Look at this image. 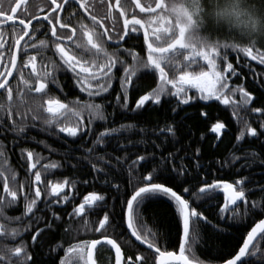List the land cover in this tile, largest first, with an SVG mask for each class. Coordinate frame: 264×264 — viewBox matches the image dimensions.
I'll use <instances>...</instances> for the list:
<instances>
[{"label": "snow or ice", "instance_id": "obj_1", "mask_svg": "<svg viewBox=\"0 0 264 264\" xmlns=\"http://www.w3.org/2000/svg\"><path fill=\"white\" fill-rule=\"evenodd\" d=\"M103 3V0H100ZM132 3V0H131ZM137 9L143 13L141 0H135ZM5 0H0V25H5L7 21H16L21 14L18 10L23 5L22 12L26 18L19 19L18 26L13 24L11 43L6 44L3 29H0V126H4V117L6 116L11 123V131L17 136L30 140L35 137L27 136L29 127H39L40 131L49 135L60 137L61 133L72 138H82L86 133L91 135L93 124L96 121L107 123L109 115L106 113L105 103L96 102L95 98L106 94L112 88L114 79L113 69L117 65L123 66V75L119 77L120 88L123 92V103L119 93L116 96L115 105L121 109L130 110L137 113L143 108L145 102L151 101L159 105L162 98L174 97L177 100L176 107L182 104H188L189 101L201 100L210 101L212 98L220 101L224 105H230L233 109V115H238L240 110L248 111L250 104L253 102L252 93L246 91L242 85L234 87L229 86V77L225 75L228 70H232V75H236L232 63H227L220 59L218 63L208 60L205 65H193L192 71H185L183 67L176 68L175 65L162 66L156 59L155 49L152 43L150 33L144 26L143 20L136 14L129 16V0H115L113 4L108 0L107 11L103 15L96 9L92 0H46L47 11H43V19L29 11L27 0H8V7L5 8ZM82 10V11H81ZM118 12L119 18L123 20V31L119 29L118 18L114 14ZM62 13L67 14L65 19ZM84 14H87L86 18ZM85 19L91 23L85 22ZM76 21L74 24L73 21ZM35 21V24H33ZM105 21L111 22V33L109 27L105 26ZM31 26V28H30ZM41 29L50 31L51 42L48 39H39L37 43L31 40ZM142 41L147 47V60L150 67L146 69H134L128 66L133 64L137 51L134 48H125L120 45L123 51L131 57L129 63L123 55L120 54L119 48H110L109 42L115 41L120 43L125 38L134 39V34L141 32ZM63 32V34H60ZM25 37H28L26 40ZM23 41V43H22ZM46 52L47 49L53 50V57L46 54L41 55L37 48ZM6 48L9 55L6 58ZM251 56L252 60H259L264 64V57L253 55L249 50L244 53ZM140 55V54H139ZM142 56V55H141ZM39 57V63H38ZM229 59V57H228ZM19 61V62H18ZM221 61L226 63V67L221 70ZM203 70H197L200 68ZM61 72L71 73L74 85L81 93L86 94V99L81 100L79 96L68 98L64 92L62 82L59 79ZM171 72V77L169 75ZM15 73V75H14ZM153 73L158 74V82L150 91L145 92L136 100L135 106L129 109V85L133 83V78L141 74L143 78L149 79ZM12 77V79H10ZM64 95L61 99L59 94ZM239 93V99L236 94ZM176 107L172 111L176 112ZM252 113H260L264 116V108L253 107ZM15 117V119H14ZM244 127L240 129L237 135V141H240L247 133L249 136H260L256 127H253L248 120L243 121ZM6 127V126H5ZM136 128V124H120L116 127L103 128L93 140L94 145H106L110 142L114 134L130 132ZM225 124L217 121L212 125V131L220 138L221 130ZM260 129L264 130V120L260 122ZM141 134L139 141L127 140L126 144L119 143L118 150L123 152V156L116 157L114 167L111 159H106L104 154L97 152L94 148L89 147L87 155L77 158L73 156V149L69 148L64 152L65 157L77 159L78 164L81 160L87 161L92 167L93 172L97 173L93 179H99L103 176L101 184L107 186L115 192L114 198H119L122 207V214L126 221L127 230L130 236L141 245H146L147 249L152 250L154 264H213L211 261L201 260L196 254V246L202 244L204 235L202 234L200 223L204 222L211 226L214 233H223L226 231L220 224H213L202 211H198L199 203L202 201H211L214 195L219 191L223 193L224 204L219 207L218 216L221 220H242L249 216L252 211L259 209L264 213V205L259 201L253 200L251 207L246 199L245 181L248 177H240L235 183L227 180H212L208 183L206 180L200 181V186L192 191L193 186H184L183 193L174 190L185 185L189 177L187 171L188 165L184 163V157H179L180 163L177 165L175 160L177 152L167 153L159 161L156 160V153H147L135 155L134 159L129 158L128 146L133 149L139 144H147L148 140L144 136L149 130L146 127L138 129ZM177 129L172 124H167L162 128H153L152 135L157 132L167 139L168 135L176 138ZM203 138V137H202ZM45 147H51L46 141H38ZM155 148L162 147L152 141ZM22 158L26 153L27 171L32 176L28 190H25V184L17 183V173L11 168L0 166V178L3 180V194H0V241H10V243H0V264H31L33 255L28 251L29 244L23 239H19L22 233L30 231L33 222L41 225L45 219L37 213L39 202H43L44 210H47L52 219L43 224V227L37 226L35 232L31 235L32 246L35 247L40 243V237L43 236L46 229L50 230L53 226L52 220L63 222L62 216L53 210V205H63L69 201L71 193L63 194L65 186L72 187L76 182L69 183L66 177L63 181L53 182L46 178V174L52 169L61 167L59 161H52L42 164L45 159L40 153L34 152L29 148L20 150ZM200 149H196L198 154ZM187 155V153H185ZM245 164L250 166L258 158L259 153L253 151L244 153ZM4 156V149L0 147V157ZM251 156L252 161L248 157ZM241 157L235 152L229 154V158L224 161H217L221 168L230 167L240 160ZM70 162V161H69ZM7 164V160L3 161ZM260 163H264L261 160ZM125 165L127 167L125 168ZM152 165L148 171V166ZM171 166V167H169ZM210 167V166H208ZM192 168L197 171V175H204L200 169L205 165L196 160ZM239 170V169H237ZM127 173V185L119 182L112 183L118 175ZM146 173V174H145ZM163 179L164 182H156ZM171 181L173 186H167ZM87 183V181H85ZM43 185V189L41 187ZM264 191V186H260ZM190 196V198H185ZM18 198L24 201V210L21 216L28 218V223L23 227L12 226V221L21 220V216H6L4 209L17 204ZM160 198L166 199L174 208L173 223L164 233L168 237L169 244L175 246V239L172 230L177 231L182 228V235L179 236V251L162 250L160 246V231L153 230L144 223V217L141 209L146 202L156 201ZM238 201L244 202V208L241 210ZM196 204V206H193ZM108 208H115V205H109L106 195L92 191L83 197L79 204L72 207L68 213L70 220L83 219L84 225H90L87 213L98 212ZM227 214V215H226ZM116 213L113 211H104L93 228L89 226L88 231L101 233L99 239L76 240L65 251V258H61L60 264H96L94 251L101 241L114 250V264H149L148 258L142 252H136L135 255H125L121 243L116 238L106 235L109 228L116 229L113 223ZM191 225V228H190ZM72 230V225L68 224L65 231ZM257 233L264 238V219H259L247 233L243 245L235 255L230 258L221 260L219 264H245L242 257L247 255L255 256L260 254L264 258V250L253 244V239ZM19 239V243L16 241ZM123 233L119 235V240L124 241ZM130 242V241H129ZM253 244L251 252L249 245ZM59 246V245H58ZM55 251V248L52 249Z\"/></svg>", "mask_w": 264, "mask_h": 264}, {"label": "trees", "instance_id": "obj_2", "mask_svg": "<svg viewBox=\"0 0 264 264\" xmlns=\"http://www.w3.org/2000/svg\"><path fill=\"white\" fill-rule=\"evenodd\" d=\"M118 14V12H115ZM136 14L138 17H142L144 14L140 13L139 9L133 7L129 12L131 14ZM119 17V14L117 18ZM106 27L111 28V25H106ZM119 29L123 31V25H119ZM134 39H125L120 43L109 42L110 48H119L120 54L130 63L131 57L123 51V48L120 47L121 44L125 48H134L138 54L146 57L147 56V47L143 44L142 41V30L141 32L134 34ZM38 41V40H37ZM34 41L32 43H37ZM11 43V40L8 44ZM6 58L9 55L6 48ZM37 52L41 55H47L48 57H53V50L51 48L47 49L46 52L37 48ZM253 55L255 53L253 52ZM55 58V57H53ZM19 62V61H18ZM39 63V57H38ZM221 67H226V63L221 61ZM227 63H232L233 68L236 71V75H232V70H228L225 73L229 77V86L234 87L236 85H242L246 91L252 93L253 102L249 106L248 111L240 110L238 115H233V109L230 105H224L220 101L212 98L210 101H201L194 100L189 101L188 104L179 105L176 107L177 100L174 97L162 98V102L159 105L153 104L151 101L145 102L143 108L139 109L137 113H133L130 110L121 109L119 106L113 107L115 105L116 96L119 93L121 97V103H123V92L120 88V79L119 77L123 75V66L117 65L114 69V79L112 82V88L108 93L102 94L100 97H96V102L105 103L106 113L109 115L107 123L103 121L94 122L92 128L93 131L91 135L85 134L82 138H72L68 137L66 134H60V137L50 135V146L56 148V150L51 149L49 151L48 162L59 161L64 163L63 169H60L61 174L50 170L58 181V178L61 176L63 180L67 177L69 183L75 181L76 183L72 187L65 186V191L71 193L72 196L78 195L79 200H83V197L89 192L97 191L106 195V200L109 205H115V208H108L98 212L87 213L90 225H84L83 219L79 220H70L68 213L64 223L56 225V229L51 230L49 233L44 235L46 241L44 245H41L42 248L37 249L33 254V264H55L54 260L55 255L52 253L54 243L61 241L66 243L67 247L71 246L70 243L76 240H91L96 237H99L101 233H96L94 231H88L89 226L95 227L98 220L102 218L104 211H113L116 213L113 223L116 225V229L113 230L109 228L108 231L104 234L110 235L113 238H116L119 243H121L126 250H129L130 254L134 253V250L143 251L144 248L140 247L134 240L131 238L129 231H127L126 221L122 214V207L120 205L119 198L115 197V192L111 191L107 186L101 184V180L104 179L103 176H100L99 179H93L97 173L93 172L92 167L87 161L81 160L78 164L77 159L72 157H65L64 152L69 148L73 149V156L80 158L87 155V149L89 147L94 148L97 152L104 154L106 159H111L114 167H119L116 164V157L123 156L124 153L118 150V141L119 143L126 144L127 140L139 141L141 139V134L138 129L140 127H146L149 132L144 136V139L148 140L147 144H139L135 149L131 145L128 146L129 158L134 159L135 155H143L147 153H156V160L159 161L162 156H166L170 152H179L177 153V158L175 163L178 165L180 163L179 157H184V163L188 165L189 177L186 180L185 185H182L179 188H175V191L183 193L184 186H193L192 191H195L200 186V181L206 180L208 183H211L212 180H227L230 183H235V181L240 177H248V180L245 181L246 199L249 202V207H251V202L253 200L259 201L264 205V191H261L260 186H264V163H260L261 160H264V130L260 129V122L264 120V116L260 113H252L250 111L253 107L264 108V64H260L259 60H252L251 56H248L244 53H229V59ZM68 73L61 72L59 74V79L64 85V92L67 94L68 98H73L79 96L81 100L86 99V94L78 93L70 84L71 80L66 75ZM158 74L153 73L152 77L145 79L141 74H138L133 78V83L129 85V109L135 106V102L139 99L140 95H143L145 92L151 90L155 87L158 82ZM59 94V93H58ZM61 99H64L63 94H59ZM236 99H239V93L236 94ZM173 107H176V112L172 111ZM248 120L253 127H256L258 132L261 133L260 136H249L245 133V136L237 141L236 137L240 132V129L244 127L243 121ZM217 121L225 124V128L221 130L220 138L217 139V134L212 131V125L217 123ZM11 123L8 121L7 117H4V126H0V147L4 149V155L6 156L7 162L11 163V148L12 144L16 143L19 151L18 165L22 166V163L26 161V158L22 160L21 149L29 148L34 150L37 146L38 141L43 140L42 134L36 136L32 134V137H35V140H30L21 137H13L11 133ZM136 124V128L130 132H122L120 134H114L110 142L106 145H94L93 140L96 135L103 131L105 126L107 127H116L120 124ZM167 124H172L176 129V138L173 140L171 135L167 136V139L160 135L159 132L156 135L151 134L153 128H162ZM6 126V127H5ZM203 137V138H202ZM152 141H155L156 144H161L162 147L155 148ZM42 145V144H40ZM8 148V149H7ZM59 148H64L63 151H60ZM199 148L200 152L197 154L196 149ZM259 153L258 158L251 162L250 166L241 167L245 164L244 153L251 152ZM235 152L238 156L241 157L240 160L236 161L235 164H232L230 167L221 168V165L217 161H224L226 158H229V154ZM38 153V152H36ZM187 153V155H185ZM40 154L44 153L40 151ZM12 155L16 157V154L12 150ZM200 160L205 168L200 169V172H203L204 175H197V171L192 168V165L196 160ZM249 161H252L251 156L248 157ZM70 161V162H69ZM46 162V161H45ZM0 166L4 168H10L6 166L1 161L0 157ZM210 166V167H208ZM127 165H125V168ZM152 165L148 166V171L151 170ZM171 167V166H169ZM239 169V170H237ZM23 168L17 169V176L22 175ZM146 174V173H145ZM87 181V183H85ZM121 183L125 186L127 185V173L126 171L117 176L112 183ZM156 182H164L163 179L157 180ZM25 184V183H24ZM167 186L172 187L173 184L171 181L167 183ZM3 185H0V188ZM27 186L25 185V188ZM185 198H190L186 196ZM199 207L198 211H202L205 216L213 224H220L224 231L223 233H214L211 231V226L205 224L204 222L200 223V228L202 234L204 235V240L202 244L196 246L197 256L206 262L211 261L213 264H218L221 260V254L223 259L230 258V255H235V253L241 247L244 239L247 236V233L254 226V224L264 217V213H261L259 209L252 211L249 216L243 218L242 220H221L218 216V210L221 205L224 204V198L222 192H217L214 195L213 200L211 201H202L198 202ZM193 206H196L194 204ZM241 210L244 208V202L239 204ZM142 215L144 217V223L152 228L153 230H159L160 235V246L162 250H178L179 249V236L182 235V228L179 229V235L175 229L172 230L173 238L176 243L175 246L169 244L168 237L164 233L167 231L168 227L173 223V213L174 208L169 204L166 199L160 198L154 202H146L141 209ZM227 215V214H226ZM68 224L72 225V230L65 231V228ZM191 228V226H190ZM123 233L125 236L124 241L119 240V235ZM75 237V238H74ZM51 238V239H50ZM130 241V242H129ZM127 245V246H126ZM255 245L260 249L264 250V238L261 236L257 239ZM145 256L153 257L151 252L146 250L143 252ZM230 254V255H229ZM134 256V255H133ZM251 258L244 260L245 264H264V258L260 257V254L257 253L255 256L251 255ZM154 258V257H153ZM249 260V261H248Z\"/></svg>", "mask_w": 264, "mask_h": 264}, {"label": "clouds", "instance_id": "obj_3", "mask_svg": "<svg viewBox=\"0 0 264 264\" xmlns=\"http://www.w3.org/2000/svg\"><path fill=\"white\" fill-rule=\"evenodd\" d=\"M141 6L162 66L192 71L201 62L227 61L229 53L249 50L264 57V0H143ZM128 7H137L135 0ZM128 67L150 65L136 54Z\"/></svg>", "mask_w": 264, "mask_h": 264}, {"label": "flooded vegetation", "instance_id": "obj_4", "mask_svg": "<svg viewBox=\"0 0 264 264\" xmlns=\"http://www.w3.org/2000/svg\"><path fill=\"white\" fill-rule=\"evenodd\" d=\"M94 6L96 7V9L101 13V15H103L104 13H106L107 11V3H108V0H103V3L100 2V0H92ZM111 2L114 4L115 3V0H111ZM141 2H143V0H141ZM12 3L14 4L15 3V0H12ZM27 4H28V7H29V11L32 13V14H35L37 15L41 20L43 19V12L40 11V9H43V11H47V6H46V0H27ZM129 4H131V0H129ZM5 8L8 7V0H5V5H4ZM22 8H23V5L21 6V9H19L18 11L21 12V14L18 16V19H24L26 18L25 15L23 14L22 12ZM82 11V10H81ZM116 16H118V14L114 13ZM62 15H64L65 19H67V14L66 13H62ZM87 14H84V17L83 18H86ZM85 22L87 23H91L89 20L85 19ZM73 23L75 24L76 21L74 20ZM13 24H16L18 26V23H13L11 21H7L5 25H0V29H3V32H4V39L6 41V44H8V42L11 40V37H12V29H13ZM33 24H35V21H33ZM118 24L119 25H123V20L122 18H119L118 17ZM106 25H111V22L110 21H105V26ZM31 28V26H30ZM110 29V32L109 34H112L111 33V28ZM60 34H63V32H61ZM28 39V37L26 38V40ZM39 39H48L50 42L51 40L53 39L51 37V33L50 31L46 30V29H41V31L37 32L36 36L32 38L31 42H34V41H37ZM127 39V37L125 38ZM112 43H114V41H111ZM6 51V50H5ZM7 53V52H6ZM9 53V52H8ZM15 75V73H14ZM68 78H70L71 82L70 84L74 87V89L76 90V94L78 93V91L80 92V90L74 85L73 83V80H72V74L71 73H68L66 75ZM12 79V78H11ZM62 86L64 87V85L62 84ZM65 90V89H64ZM81 93V92H80ZM15 119V117H14ZM6 125L8 127L11 128V126L9 124L6 123ZM11 133L13 134V137H18L17 134L13 131H11ZM32 134L36 135V136H39L40 134H42L43 136V140L47 142L48 145H50V135L47 134L46 132H42L40 131L39 127H29L28 130H27V133L26 135L27 136H31ZM0 135H2V132H0ZM62 135H64V133H62ZM1 143V141H0ZM20 148V147H19ZM19 148L17 146L16 143L12 144V148H11V163L7 162L6 166H10V168L12 170H14L16 173H17V169L19 168H23L22 170V175L21 176H17V183L15 185V187H19V183L20 182H23L25 183V185L27 186L25 188V190L27 191L28 190V187L31 183V180H32V176L29 175L28 171H27V159L26 161H24L22 163V166L21 165H18L19 162L17 159H19V154H18V151H19ZM8 149V148H7ZM53 149V150H56V148H52V147H45L44 144L40 145V144H37L36 148H35V151L40 153V151H42L44 154L42 155L43 157H45L44 160L41 161L42 164H47L49 163L47 160L50 158L49 157V151ZM12 150L14 151V153L16 154V157L14 155H12ZM60 151H63L64 148H59ZM26 158V153L24 154V157L22 158L25 159ZM6 158V156L4 155L3 157H1V161L3 162ZM46 161V162H45ZM61 167H58L56 169H54V171L58 172L59 175H62L61 174V170L60 169H63V166L65 165L63 162L60 163ZM52 172L50 171L48 174H46V178L48 180H52L53 182L54 179H56L55 177H53V175L51 174ZM58 181H63V178H61V176L58 178ZM3 185V180L2 178H0V185ZM42 189H43V185H41ZM63 194H67V192L65 191V189L62 190ZM0 194H3V187L0 188ZM81 202V200H79V196L78 195H75V196H70V199L68 202H66L65 204L63 205H53V210L56 211L57 213H59L62 218H63V222H58V221H55L54 219L52 220V223H53V226L50 230L46 229L43 236H41L39 239H40V243L37 244L35 247L32 246V241H31V235L32 233L35 232V228L37 226H40V227H43V224L44 223H47V221L49 219H52L51 218V215L50 213L47 211V210H44V204L43 202H39V209L41 211H39L37 214L38 215H42L45 219L42 221L41 225H36L35 222H33V226L31 228L30 231H27V232H24L22 233V236L19 238V239H23L24 241H26L28 244H29V248H28V251L32 253V255L34 254V252L39 249V248H42L41 245H44V242L46 241V239L44 238V235L49 233L51 230H55L56 229V225H59L60 223H64L65 221V218L66 217V213L67 212H71L72 210V207L75 205V204H79ZM24 210V201L22 198H18V202L17 204L15 205H12L10 207H6L4 209V212L6 214V216H9V217H15V216H21L22 212ZM29 221H28V218L26 217H23L21 216V220L19 221H12V226H17L19 225L20 227H23L24 224H27ZM128 231V230H127ZM101 236V235H100ZM99 237H96L94 239H99ZM132 238V237H131ZM19 239L16 241V243H19ZM75 242V241H74ZM0 243H10V241H0ZM73 243V242H72ZM70 243V245L72 244ZM137 243V242H136ZM138 244V243H137ZM59 245V246H58ZM140 247L144 248L145 250L143 251H140V252H145L146 250H148V252H151L152 253V250H149L143 246H141L140 244H138ZM55 248V251H52L53 255H55V258L54 260H56L55 264H60V261H61V258H65L67 259V257L65 256V251L66 249L68 248L66 243L64 242H61V241H57L56 243H54V247ZM124 252H125V255H135L136 252H139V250H134V253L133 254H130L129 253V250H126V248H124V246H122ZM252 249V248H251ZM172 251H179L178 250H172ZM251 252V250L249 251ZM144 254V253H143ZM114 251L113 249H111V247L109 245H107L106 243H102L100 244L96 250H95V260H96V264H114ZM146 255V254H145ZM250 255H247L245 259L247 258H251L249 257ZM148 258V262L149 264H154V258L153 257H150V256H146ZM249 261V260H248ZM31 264H33V260L31 262ZM219 264V263H218Z\"/></svg>", "mask_w": 264, "mask_h": 264}, {"label": "water", "instance_id": "obj_5", "mask_svg": "<svg viewBox=\"0 0 264 264\" xmlns=\"http://www.w3.org/2000/svg\"><path fill=\"white\" fill-rule=\"evenodd\" d=\"M11 22H13V21H11ZM13 23H18L19 24V20H16V21H14ZM27 37H25V39H26ZM22 43H23V41H22ZM12 77H10V79H11ZM243 201H238V204H240V203H242ZM262 219H264V217L262 218ZM129 231V230H128ZM250 231H251V229H250ZM129 233H130V231H129ZM260 237V234L259 233H257V235H256V237H254V239H253V244H255V242L257 241V239ZM246 238H247V236H246ZM133 239L135 240V238L133 237ZM138 244H140V242H138V241H136ZM244 242V241H243ZM102 243H105V242H103V241H101V244ZM253 244H250L249 245V251L251 250V248H252V246H253ZM141 245V244H140ZM242 245H243V243H242ZM241 245V246H242ZM99 246V245H98ZM97 246V247H98ZM143 247H145V248H147V246L146 245H142ZM96 250V249H95ZM114 251V250H113ZM239 251V250H238ZM237 251V252H238ZM94 255H95V251H94ZM246 257V256H245ZM245 257H242V260H244V258ZM94 258H95V256H94Z\"/></svg>", "mask_w": 264, "mask_h": 264}, {"label": "rangeland", "instance_id": "obj_6", "mask_svg": "<svg viewBox=\"0 0 264 264\" xmlns=\"http://www.w3.org/2000/svg\"><path fill=\"white\" fill-rule=\"evenodd\" d=\"M201 63H202V65H205V67H206V62H201ZM221 70H223V67H221ZM169 75L171 77V72H169Z\"/></svg>", "mask_w": 264, "mask_h": 264}, {"label": "bare ground", "instance_id": "obj_7", "mask_svg": "<svg viewBox=\"0 0 264 264\" xmlns=\"http://www.w3.org/2000/svg\"><path fill=\"white\" fill-rule=\"evenodd\" d=\"M115 183V182H114ZM255 225V224H254ZM191 226V225H190ZM130 234V233H129ZM75 238V237H74ZM133 238V237H132ZM51 239V238H50ZM134 240V239H133ZM135 241V240H134ZM136 242V241H135ZM256 243V242H255ZM127 246V245H126ZM142 246V245H141Z\"/></svg>", "mask_w": 264, "mask_h": 264}]
</instances>
